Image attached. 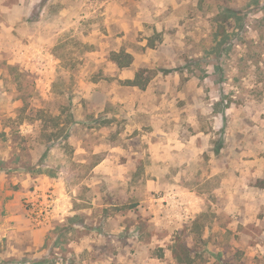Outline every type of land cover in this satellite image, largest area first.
<instances>
[{"label":"rangeland","instance_id":"rangeland-1","mask_svg":"<svg viewBox=\"0 0 264 264\" xmlns=\"http://www.w3.org/2000/svg\"><path fill=\"white\" fill-rule=\"evenodd\" d=\"M262 186L264 0H0V264H264Z\"/></svg>","mask_w":264,"mask_h":264},{"label":"trees","instance_id":"trees-1","mask_svg":"<svg viewBox=\"0 0 264 264\" xmlns=\"http://www.w3.org/2000/svg\"><path fill=\"white\" fill-rule=\"evenodd\" d=\"M225 13L228 16H234L235 13L233 11L227 10L225 11ZM150 48L153 47V44L149 45ZM110 61L113 62L114 64H116V66L119 69H124V68H128L132 62H133V58L129 53H125V52H119V53H111L110 54ZM152 79V76L150 75H145V70H139L138 72L135 73L134 78L132 80H126L125 84L127 86H131V87H136L140 90H145L148 83L150 82V80ZM71 99V98H70ZM70 105L65 104L63 107L67 108ZM70 109V107H69ZM67 109L69 112L65 115L66 116V121L64 124L70 125L73 122V115L70 113V110ZM41 118V117H40ZM59 117H55L54 119L52 118V122H54V128L59 126ZM46 127H42V130L40 131V135L42 136L43 134L46 137V140L48 142L57 140L60 135L58 133V131H51L50 133H48ZM55 137L57 139H53L52 138ZM191 252V248L187 247L185 244H178V246L174 245V248L172 249V255L173 257L176 259L178 264H192L193 263V257L190 255ZM47 257H42L40 259L35 258L33 260L30 261L29 264H46L47 263Z\"/></svg>","mask_w":264,"mask_h":264},{"label":"built area","instance_id":"built-area-1","mask_svg":"<svg viewBox=\"0 0 264 264\" xmlns=\"http://www.w3.org/2000/svg\"><path fill=\"white\" fill-rule=\"evenodd\" d=\"M31 209L33 211V215L35 221L38 224H42L46 219H48L50 215V210L48 207H42L41 205H37L35 202L31 201L30 203Z\"/></svg>","mask_w":264,"mask_h":264},{"label":"crops","instance_id":"crops-1","mask_svg":"<svg viewBox=\"0 0 264 264\" xmlns=\"http://www.w3.org/2000/svg\"><path fill=\"white\" fill-rule=\"evenodd\" d=\"M98 165H99V164H98ZM98 165H97V166H98ZM97 166H96V167H97ZM261 189H264V186H262Z\"/></svg>","mask_w":264,"mask_h":264}]
</instances>
